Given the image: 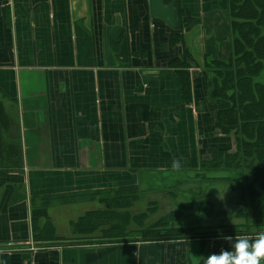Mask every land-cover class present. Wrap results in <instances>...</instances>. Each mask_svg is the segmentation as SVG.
<instances>
[{"label":"crops","instance_id":"obj_1","mask_svg":"<svg viewBox=\"0 0 264 264\" xmlns=\"http://www.w3.org/2000/svg\"><path fill=\"white\" fill-rule=\"evenodd\" d=\"M230 40L227 0H0V264H203L230 249L242 236L101 243L108 225L72 227L106 210L87 195L204 177L235 150L210 97Z\"/></svg>","mask_w":264,"mask_h":264},{"label":"trees","instance_id":"obj_2","mask_svg":"<svg viewBox=\"0 0 264 264\" xmlns=\"http://www.w3.org/2000/svg\"><path fill=\"white\" fill-rule=\"evenodd\" d=\"M227 19L230 26V53L226 60H213L211 71L214 82L210 97L217 109L216 127L222 134L232 133L235 150L232 153L213 152L211 158L202 163V169L206 173L215 168L226 173L238 169V176H242L239 179L245 181L240 186L243 194L254 200L264 196V84L256 80L264 71V0H227ZM187 85V81H182L184 92L187 91ZM228 189L231 190V187ZM141 194L138 186H126L115 191L109 190L103 195H87L88 200L105 205L106 210L84 215L72 227L79 233H83L84 229L94 233L97 225H108L102 231L101 243H151L241 236L233 232L202 234L193 228L170 227L171 222L182 217V208L188 206L184 204L177 205L175 209L146 224L156 211L154 204L138 213L130 212ZM81 199L83 195L72 201ZM45 207L42 205L39 210L33 207L31 220L34 229L38 217L46 218ZM198 212L210 216L214 213L212 203H199Z\"/></svg>","mask_w":264,"mask_h":264},{"label":"rangeland","instance_id":"obj_3","mask_svg":"<svg viewBox=\"0 0 264 264\" xmlns=\"http://www.w3.org/2000/svg\"><path fill=\"white\" fill-rule=\"evenodd\" d=\"M256 80L264 84V71ZM227 135L232 136V133ZM216 169L218 168L207 170L204 177H196L197 179L192 176L185 178V175L162 173V176L160 174L150 176V179L143 183L144 190L131 211L145 210L150 204H154L156 211L147 220L146 224H149L165 212L175 209L177 205L184 204L188 206L182 208V217L171 222L170 227L193 228L202 234L233 232L240 233L241 236H254L264 231V196L256 197L254 200L245 197L240 187L245 181L239 179L242 176H238V169H232L227 173ZM224 177L228 178L222 181ZM180 180L182 182L179 184ZM228 187H231V190ZM206 201L213 205L214 213L210 216L198 212V204ZM187 240L193 239H182Z\"/></svg>","mask_w":264,"mask_h":264},{"label":"clouds","instance_id":"obj_4","mask_svg":"<svg viewBox=\"0 0 264 264\" xmlns=\"http://www.w3.org/2000/svg\"><path fill=\"white\" fill-rule=\"evenodd\" d=\"M180 166L179 161L172 162L173 169H179ZM203 264H264V231L257 233L254 238L242 236L236 239L230 249L204 257Z\"/></svg>","mask_w":264,"mask_h":264}]
</instances>
